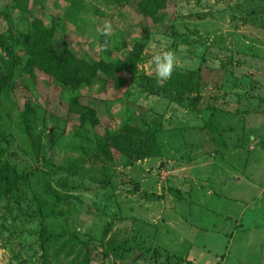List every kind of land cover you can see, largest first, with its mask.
<instances>
[{
  "label": "rangeland",
  "instance_id": "1",
  "mask_svg": "<svg viewBox=\"0 0 264 264\" xmlns=\"http://www.w3.org/2000/svg\"><path fill=\"white\" fill-rule=\"evenodd\" d=\"M18 1L0 0V36L31 38L52 26L53 39L65 35L77 55L112 60L124 50L118 39L129 45L147 24L137 70L156 78L151 57L172 50V76L186 88L182 101L128 81L77 91L102 124L136 117L158 128V155L131 162L114 153L79 162L90 136L78 132L77 114L59 100L66 91L44 73L34 70L26 85L3 93L0 168L22 172L26 185L0 195V264H43L41 231H74L87 241L56 261L48 249L49 264H234L244 236L235 234L238 215L244 226L264 224V0H163L156 25L138 15L137 0ZM106 20L111 37L99 31ZM26 99L41 111L40 134L23 131ZM190 101L203 108L192 110ZM133 238L149 250L140 254ZM107 241L131 249L116 259Z\"/></svg>",
  "mask_w": 264,
  "mask_h": 264
},
{
  "label": "trees",
  "instance_id": "2",
  "mask_svg": "<svg viewBox=\"0 0 264 264\" xmlns=\"http://www.w3.org/2000/svg\"><path fill=\"white\" fill-rule=\"evenodd\" d=\"M163 0H137L135 3L138 15L153 25L162 20ZM13 5L20 7L18 0H12ZM149 26L144 24L138 28L133 40L128 45L122 38L118 39L116 48L124 49L122 53L112 60L93 58L85 53L76 54L68 46L66 37L61 40L53 39V27H49L42 35L28 38L26 34L21 37L7 38L0 36V96L7 90L15 88L19 83L26 85L28 80L34 79V70L47 75L50 79L59 83L65 93L60 92L63 98L59 100L65 103L67 113L77 114L76 122L78 132L87 133L90 136V145L79 148L82 160L103 156L110 159L112 153L124 156L128 161L143 160L158 155L160 144L157 141V127L146 124L136 117H127L124 120L102 124L96 110L80 100L81 88L90 87L97 83L105 84L103 88L117 89L125 81L134 82L150 94L172 97L175 101L184 99L186 82L179 75H173L169 80L158 82L157 78L150 77L137 70L136 65L141 61V49L145 45ZM171 28L168 34H171ZM128 45V48L126 46ZM127 77V79H125ZM189 107L196 111L201 110V104L195 101L189 102ZM38 105L26 99L20 109V119L23 131L27 135L32 132L41 133L45 126L40 116ZM102 128V133L96 131V127ZM32 146L35 144L32 142ZM75 163L69 164L65 169H70ZM25 179L22 172L17 173L3 171L0 168V195L16 192L25 187ZM102 231V236L106 234ZM39 249L42 254L43 264L47 261L48 249H52V258L62 254L68 257L76 246L86 244L78 233L74 231L40 232ZM134 239V238H133ZM133 248L140 254L148 251V246L141 249L142 244L134 239ZM106 247L111 250L113 257L121 258L129 249L130 242L118 243L107 241ZM154 251L153 249L151 252ZM85 257L83 261H86ZM81 264V263H80Z\"/></svg>",
  "mask_w": 264,
  "mask_h": 264
},
{
  "label": "crops",
  "instance_id": "3",
  "mask_svg": "<svg viewBox=\"0 0 264 264\" xmlns=\"http://www.w3.org/2000/svg\"><path fill=\"white\" fill-rule=\"evenodd\" d=\"M244 171L252 174L250 165H248L247 169ZM250 174L249 180L251 178ZM239 178L240 177H238V180H240ZM248 183L249 188H253L255 190L257 189V184L250 181ZM241 192H243L242 189ZM241 198L242 197L238 199L240 202L243 201ZM255 198L257 199V195L253 197L251 196L249 201L247 202H253ZM234 225L238 226L236 227L237 230L235 234L241 232V235H244L243 237H241L243 244L240 245L239 243V247H237V251H241L242 257H237L234 260V264H264V224L259 225L258 223H253L252 225L244 226L243 216L242 214H239ZM257 231L260 232V236L258 238L255 236V233L257 234Z\"/></svg>",
  "mask_w": 264,
  "mask_h": 264
},
{
  "label": "clouds",
  "instance_id": "4",
  "mask_svg": "<svg viewBox=\"0 0 264 264\" xmlns=\"http://www.w3.org/2000/svg\"><path fill=\"white\" fill-rule=\"evenodd\" d=\"M99 31L101 35L111 37L113 34L111 21H104L103 27ZM108 43L109 41L106 40L105 44ZM101 47L103 48L104 45H101ZM151 65L154 69L157 81H167L171 78L172 73L177 66V57L172 50H161L151 57Z\"/></svg>",
  "mask_w": 264,
  "mask_h": 264
}]
</instances>
